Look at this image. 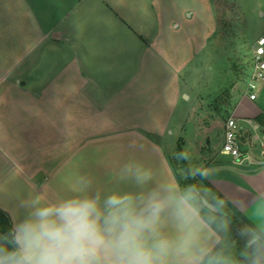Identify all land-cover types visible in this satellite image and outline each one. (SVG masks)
Masks as SVG:
<instances>
[{
  "label": "crops",
  "instance_id": "crops-1",
  "mask_svg": "<svg viewBox=\"0 0 264 264\" xmlns=\"http://www.w3.org/2000/svg\"><path fill=\"white\" fill-rule=\"evenodd\" d=\"M49 5H52L50 0H0V210L10 216L12 223L27 215L24 205L29 201V187L46 186L50 176L62 168L65 156L80 150L83 140L96 139L99 124L128 126L126 129L109 127L106 135L114 137L127 135L137 128V131L149 129L163 138L174 119L187 117L186 113L185 116L175 112L183 92L172 88L168 78L163 80L165 72L143 68L147 53H151L152 64L159 58L147 40L135 33L140 38L133 36L134 41L142 45V49H137L138 55L134 59L127 56L121 67L109 69L107 55H97L98 45L108 40L100 39L98 43L87 38L77 48L81 40L75 43L70 38L65 26H60L59 18L55 17L60 9H50ZM43 12L48 14V21L53 17L55 24L44 26L42 23L47 22ZM118 19L120 25L128 26L124 19ZM128 44L132 43L128 41ZM123 48L131 55L137 47L120 50ZM40 62L42 67L38 72ZM256 101L258 97L253 101L248 94L244 95L231 114L238 121L243 146L248 147L243 158L236 160L210 149V135L221 136L223 145L225 141L223 124L210 116L212 120L206 121L205 129L197 131L200 138L194 149L200 152L201 167L192 173L201 172L264 236V128L256 121L264 114V107ZM139 112L143 115L138 118ZM179 124L182 132L183 120ZM144 135L141 136L144 141L150 142ZM67 143L74 149L66 148ZM161 149L152 144L151 150L143 151L152 157L148 167L154 169L157 163L160 170L164 169L165 183L169 188L175 185L174 199L182 201L180 212L185 211L191 221L194 216L195 226L204 232V254L196 263L205 262L207 255L217 248L219 235L192 203L177 196V179ZM37 158H47V165ZM49 158H52L50 166ZM59 159L63 161L58 163ZM40 161L38 166L36 163Z\"/></svg>",
  "mask_w": 264,
  "mask_h": 264
},
{
  "label": "rangeland",
  "instance_id": "rangeland-1",
  "mask_svg": "<svg viewBox=\"0 0 264 264\" xmlns=\"http://www.w3.org/2000/svg\"><path fill=\"white\" fill-rule=\"evenodd\" d=\"M59 1L57 4V0H50V9H60V13L55 17L59 18L60 26H65V31L75 43L81 40L77 48L84 44L83 40L87 38L96 39L98 43L100 39L108 40L102 42L104 45H98L97 55H107L106 63L109 69L121 67L125 64L127 56L134 59L138 55L137 49H142V45L139 41L135 42L133 36L139 35L147 40L160 60L157 59L152 64L149 52L143 68L165 72L163 80L168 78L172 88L177 87L179 92H183L175 112L179 111L183 115L186 113L187 117L183 116L182 132L179 124L182 120L177 118L163 138L157 133H151L149 129L137 131V128L129 131L127 135L111 137L106 135L109 127L126 129L128 126L99 124L96 139L86 142L83 140L80 150L71 156H65L62 168L50 176L46 186L29 187V201L37 195H41L45 202H51L97 192L105 196L112 192L145 196L156 192L159 199L165 202L157 232L160 237L173 244L167 264H249L244 260V250L237 249L232 242L231 222L224 219L215 222L216 216L201 207L200 201L192 191L179 185L177 181V196L192 203L197 213L205 221L209 220V225L220 239L217 248L207 255L205 262L196 263L204 254V232L195 226L194 216L191 221L185 211L180 212L182 201L174 199L175 185L168 187L165 183V171L163 168L160 170L157 163L154 164V169L148 167L152 157L145 155L143 151L151 150L152 144L159 145L171 166L168 156L176 158L179 146L182 157L192 170L200 169V152L194 149L196 141L200 138L197 131L205 129L206 121L212 120V116L219 119L224 127L225 122L233 117L231 114L236 105L248 94L253 47L256 40L264 34V0ZM128 3L130 4L126 5ZM42 14L47 22L42 23L44 26L55 24L53 17L48 21V14ZM117 16L122 21L124 19L128 26L120 25ZM139 36L136 39L140 38ZM128 41L132 44H128ZM132 46L137 48H132L134 51L131 55H128L124 48L120 50L121 47L129 49ZM41 67L42 62L37 67L38 72ZM47 71L48 69L45 70ZM257 97L256 103L264 107V83L258 87ZM142 115L139 112L137 117ZM32 126L35 130L38 129L37 126ZM143 133L152 143L144 141ZM210 138L212 151L230 157L223 152L221 136L213 134ZM65 146L69 147V150L74 149L73 145L68 146V143ZM46 159L38 160H43L45 164ZM51 161L52 158L48 160V166ZM62 161L59 159L58 163ZM41 163L42 161L36 164L40 166ZM128 163L138 165L139 172L147 173L149 178L143 183H138L135 178L136 167L130 172L121 173L124 165ZM172 171L174 172L173 168ZM85 185L87 187L82 191ZM170 199L175 201L170 203ZM168 204L176 206L177 209ZM174 209L176 211L173 214L170 211Z\"/></svg>",
  "mask_w": 264,
  "mask_h": 264
},
{
  "label": "clouds",
  "instance_id": "clouds-1",
  "mask_svg": "<svg viewBox=\"0 0 264 264\" xmlns=\"http://www.w3.org/2000/svg\"><path fill=\"white\" fill-rule=\"evenodd\" d=\"M133 167L138 183L149 178L132 163L123 171ZM164 205L156 192H97L51 202L37 195L25 203L27 215L0 233V264H167L173 244L157 232ZM262 241L257 234L247 240L251 264H264Z\"/></svg>",
  "mask_w": 264,
  "mask_h": 264
},
{
  "label": "trees",
  "instance_id": "trees-1",
  "mask_svg": "<svg viewBox=\"0 0 264 264\" xmlns=\"http://www.w3.org/2000/svg\"><path fill=\"white\" fill-rule=\"evenodd\" d=\"M258 124L264 128V114H261L256 118ZM169 155V154H168ZM177 156L178 158H174V156L169 155V161L174 170L175 177L179 183V185L185 186L189 188L194 194L195 198L201 203V207L207 209L209 213L212 215L219 217L214 219L215 222H221L224 220H228L231 222V234H232V242L239 249L244 250V260L251 264L250 257L253 254L252 248L247 244V240L250 235L257 234L261 237H264L248 220L238 212L223 196L215 190L211 184L202 176V173L199 172L197 174L192 173V169L189 164L182 157V151L177 146ZM188 191V190H186ZM191 199L190 196H187ZM201 197L206 198V200L219 207L221 210V214H216L206 208L201 200ZM12 220L10 216L4 211L0 210V233L8 232L12 227ZM243 233V234H242ZM264 243V241H262Z\"/></svg>",
  "mask_w": 264,
  "mask_h": 264
},
{
  "label": "built area",
  "instance_id": "built-area-1",
  "mask_svg": "<svg viewBox=\"0 0 264 264\" xmlns=\"http://www.w3.org/2000/svg\"><path fill=\"white\" fill-rule=\"evenodd\" d=\"M264 83V34L261 35L253 47L252 52V74L250 76L248 95L251 100H257V90L260 84ZM225 141L223 151L236 160L243 158L240 140V127L235 117L229 118L225 125ZM264 147V144H262Z\"/></svg>",
  "mask_w": 264,
  "mask_h": 264
},
{
  "label": "water",
  "instance_id": "water-1",
  "mask_svg": "<svg viewBox=\"0 0 264 264\" xmlns=\"http://www.w3.org/2000/svg\"><path fill=\"white\" fill-rule=\"evenodd\" d=\"M241 150H242V152H246V151L248 150V147L242 145V146H241ZM176 158H178L177 153H176ZM201 200H202L204 206H205L206 208H208L209 210H211L212 212H214V213H216V214H221V213H222L219 207H217V206H215V205L209 203V202L206 200V198L201 197Z\"/></svg>",
  "mask_w": 264,
  "mask_h": 264
}]
</instances>
